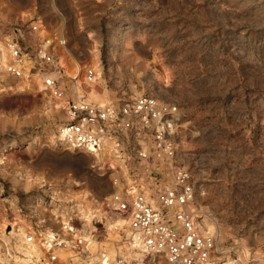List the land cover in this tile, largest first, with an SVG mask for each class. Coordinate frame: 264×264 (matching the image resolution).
Wrapping results in <instances>:
<instances>
[{"label": "clouds", "instance_id": "9594fccd", "mask_svg": "<svg viewBox=\"0 0 264 264\" xmlns=\"http://www.w3.org/2000/svg\"><path fill=\"white\" fill-rule=\"evenodd\" d=\"M128 87L136 103L121 105ZM133 181L152 220L172 224L110 249L105 205ZM89 207L103 226L84 232L112 264L161 251L160 264H264V0H0V264H34L50 209ZM9 213L37 232L5 234Z\"/></svg>", "mask_w": 264, "mask_h": 264}, {"label": "built area", "instance_id": "2783aa9c", "mask_svg": "<svg viewBox=\"0 0 264 264\" xmlns=\"http://www.w3.org/2000/svg\"><path fill=\"white\" fill-rule=\"evenodd\" d=\"M35 72V69H32L29 73V77ZM65 72L64 68L61 69V74ZM88 74L95 73V71L91 68L87 69ZM51 74H49L46 79H50ZM69 81H72L68 76L64 77V87L67 89L69 87ZM37 87L39 88V84H37ZM133 97V96H132ZM125 98L123 100H120L121 105H133L136 103L134 99ZM145 98H147V94H145ZM119 100V99H118ZM73 101L69 100V107H72ZM73 111L75 109L73 108ZM91 119L87 115V113H83L80 117L77 118V120H72L68 122L69 127H79V121L83 119ZM151 119V116H149V120ZM98 122L101 124V127H103L104 121L100 119L99 115L97 116ZM147 131V129H145ZM151 177L154 180H162L163 176L160 173L152 172ZM136 181H133L132 184H129L128 187L125 189L124 193H121L118 191L113 192L111 195L112 201H110V205H105V211L109 213V227L105 230V237L108 238L109 247L110 249H114L116 247L117 242L121 246H123L125 240H130L132 243H138L137 237L139 236V233L132 231L133 228H140L144 227L146 230L153 226V224L159 225V228L156 232V235L159 237L161 232L167 233L169 231V225L172 224V221L169 220L167 225L160 223L159 219L156 221L152 220V216L154 215V212L152 210V206L149 204L147 209H145L144 203L137 199L136 196L139 193L140 189H136L134 187ZM147 183V181H145ZM147 190V189H146ZM126 195L131 200V203H129L127 200H123V214H121L120 207L123 196ZM151 199V197H149ZM137 209L139 211H137ZM114 214H119V216L127 217L128 221L124 225H118L115 221H112L111 218ZM165 216L167 215V211L165 210L163 213ZM118 215H115L114 218H116ZM71 220L67 219L65 221H61L59 229L55 230L52 228L50 229V232L45 235L44 230H40L36 237L33 238V243L37 242L38 237H41V248L45 250V254L41 255V258H43L47 264H83V260L85 258H91L92 264H112L109 252L105 251L100 248V244L103 242L104 238L95 239V233L92 235H89L87 232H84L85 226H88L89 229L91 227H102L101 221H97L95 215L91 217L90 221H86L87 219H78L77 216H73ZM133 218L137 221L134 225H130L129 221H132ZM144 220V225H140L139 221ZM191 227V225H189ZM46 228V227H45ZM76 230H79L80 235H76ZM173 231L175 229H172ZM32 232H37V230H31ZM68 233H72L69 235ZM130 233V234H129ZM42 234V235H40ZM40 235V236H38ZM115 237V238H113ZM142 239V237H140ZM184 237L181 236L180 239H183ZM75 240L76 245L78 246L75 251H79L81 247L87 246L89 248V252L85 253L84 256L80 258H76L75 252L71 250L72 241ZM62 241V242H61ZM177 241L171 237L168 236L166 240L161 239V244L166 246L169 243L175 244ZM189 247H194V244H189ZM65 249H69L68 251H64ZM57 250L59 251V255H57ZM168 253L161 251L160 253H150V257H154L153 264L155 262L160 263L161 257L167 256ZM55 257V258H53ZM38 257L35 255L33 257V260H37ZM116 262L117 264H125L122 257L119 255L116 256ZM132 264H137V262H132ZM166 264H184V261L182 258H177V261H167Z\"/></svg>", "mask_w": 264, "mask_h": 264}, {"label": "rangeland", "instance_id": "374dc122", "mask_svg": "<svg viewBox=\"0 0 264 264\" xmlns=\"http://www.w3.org/2000/svg\"><path fill=\"white\" fill-rule=\"evenodd\" d=\"M128 59L130 60L131 57H128ZM101 60H104L103 55L101 56ZM104 72L107 73V67H106V66H105V68H104ZM109 87L111 88V85H109ZM137 90L139 91V89H137ZM125 92L127 93V95L124 97V99H125V98H130V97H132V96L134 95V93H132L130 87L126 88V89H125ZM41 95H42V93H41ZM121 95H124V93H119V94H117V99H119ZM110 197H111V196H110ZM106 205H107V204H106ZM91 210H93V211H92V212H93L92 214L90 213ZM53 213H54V210H51V209L49 210V212L45 213V227H46V228L48 227V228H52V229L57 230V229H59V227H60V223H61V221H65V220H67L68 218L65 217V216H60V215L53 214ZM85 214H86V215H90V214H91V217H92L93 215H95V210H94V208L89 207L86 211H85L84 209H80V213H79L78 216L83 217V215H85ZM70 215H71V214H70ZM49 217H50V219H49ZM95 217H96V216H95ZM7 220H8V223L5 225V234H7V233H11V232L13 231V230H9V231H7V230H8L9 224L14 223V222H17L18 225H19V226H22V227H23L24 224H27L30 230H34V229L37 230V223H38V221H37L35 218H33V219L31 220V222H29L28 220H25L24 217H23V215H22V216H21V220L23 221V224H21L19 221H17V220L12 216V214L9 213V214L7 215ZM96 220L98 221L97 218H96ZM0 223H3V220H2V219H0ZM40 230H44V229H40ZM155 264H160V263H159V261H158V262H155Z\"/></svg>", "mask_w": 264, "mask_h": 264}, {"label": "bare ground", "instance_id": "6f19581e", "mask_svg": "<svg viewBox=\"0 0 264 264\" xmlns=\"http://www.w3.org/2000/svg\"><path fill=\"white\" fill-rule=\"evenodd\" d=\"M81 67H82V66H81ZM89 68L93 69V70L96 72V68H95L94 65L91 66V67H89ZM89 68H88V69H89ZM64 70L68 72V75H67V76H68L71 80H73V76H72V74H73L74 69H73L71 66H69V65L66 64V65L64 66ZM84 75H85V72H84V71L76 70L75 79H76V80H80ZM73 81H74V80H73ZM74 82H75V81H74ZM81 87H82V88H83V87H88V85H86V84H82ZM88 90L91 91V88H89ZM97 91H99L98 86H97ZM118 193H119V191H118ZM109 199H110V201H112V198H111V197H110ZM92 211H93V210H91V212H90L91 214L93 213ZM91 214H90V215H86V214H85V215H83V217H80V216H77V217H78V219H80V220H81V219H87L86 221H90V220H91ZM115 215H118V216H117L116 218H114ZM73 218H74V217H73ZM115 219H117V220L115 221ZM111 220H112V221H115L118 225H124V224L127 223V221H128L127 217L119 216V214H114V216H112ZM14 224H15V226H16L17 229H19V228L22 227V226H19L17 222H14V223L9 224V226L12 227L11 230H13V225H14ZM40 235H42V234H40ZM40 235H38V236H40ZM41 241H42L41 237H38L37 242H36V243H33V247L35 248L36 251H35V253H33L31 259L33 260V257H34L35 255L38 257L37 260H33V261H34V264H47V262H46L43 258H41V255L45 254V250H43V249L41 248Z\"/></svg>", "mask_w": 264, "mask_h": 264}, {"label": "water", "instance_id": "95a60500", "mask_svg": "<svg viewBox=\"0 0 264 264\" xmlns=\"http://www.w3.org/2000/svg\"><path fill=\"white\" fill-rule=\"evenodd\" d=\"M11 228H12V227H11V226H9L7 231L11 230Z\"/></svg>", "mask_w": 264, "mask_h": 264}]
</instances>
